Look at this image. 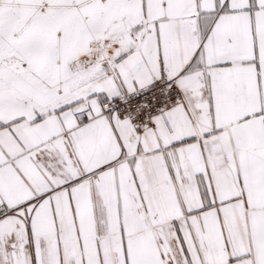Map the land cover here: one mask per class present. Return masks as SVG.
Segmentation results:
<instances>
[{
    "label": "snow or ice",
    "instance_id": "1",
    "mask_svg": "<svg viewBox=\"0 0 264 264\" xmlns=\"http://www.w3.org/2000/svg\"><path fill=\"white\" fill-rule=\"evenodd\" d=\"M0 264H264V0H0Z\"/></svg>",
    "mask_w": 264,
    "mask_h": 264
}]
</instances>
